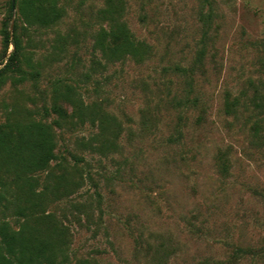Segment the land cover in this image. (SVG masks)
Instances as JSON below:
<instances>
[{
    "label": "rangeland",
    "instance_id": "374dc122",
    "mask_svg": "<svg viewBox=\"0 0 264 264\" xmlns=\"http://www.w3.org/2000/svg\"><path fill=\"white\" fill-rule=\"evenodd\" d=\"M11 1L0 0V70L17 22L27 76L4 75L0 127L53 128L54 173L73 185L44 215L67 229L72 264H264V0H57L63 18L48 28L20 22ZM110 1L150 47L144 60L104 61ZM67 86L116 119L106 153L92 149L97 125L56 127ZM3 221L23 223L20 179L0 167Z\"/></svg>",
    "mask_w": 264,
    "mask_h": 264
},
{
    "label": "trees",
    "instance_id": "16d2710c",
    "mask_svg": "<svg viewBox=\"0 0 264 264\" xmlns=\"http://www.w3.org/2000/svg\"><path fill=\"white\" fill-rule=\"evenodd\" d=\"M17 7L20 22L28 26L48 28L63 18V10L57 0H22L20 3L16 0L15 10ZM12 10L11 1L10 12ZM120 12L110 1L104 12L108 24L98 37L97 47L107 64L127 59L142 61L149 55L150 47L135 40ZM18 27L16 22L12 35L8 29L4 33L7 50L10 47L14 50L8 63L0 70V85L7 74H18L20 83L26 81L27 73L22 68L26 57L23 47L26 34L19 35ZM97 65L102 64L97 62ZM56 94L50 113L57 116L54 121L56 127L89 121L93 126L97 125L99 131V145L92 149L106 153L114 146L110 135L115 137L118 130L115 118L99 108L88 111V107L77 98L74 88L70 86L66 87V93L58 90ZM56 148V134L50 125L31 122L0 127V167L20 179V218L23 219L19 230H14L6 221L0 222V264H72L67 229L55 225L52 215H44L49 196H53L55 201L73 185H65V176L54 173L52 164L58 160ZM83 161L76 157L75 167L78 168V163ZM43 174H47L49 183L38 192V176ZM75 264L97 263L80 260Z\"/></svg>",
    "mask_w": 264,
    "mask_h": 264
},
{
    "label": "water",
    "instance_id": "95a60500",
    "mask_svg": "<svg viewBox=\"0 0 264 264\" xmlns=\"http://www.w3.org/2000/svg\"><path fill=\"white\" fill-rule=\"evenodd\" d=\"M16 0H12L13 10L15 11Z\"/></svg>",
    "mask_w": 264,
    "mask_h": 264
}]
</instances>
